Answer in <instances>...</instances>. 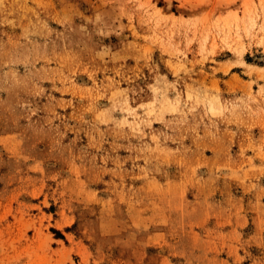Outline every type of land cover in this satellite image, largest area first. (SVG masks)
Returning a JSON list of instances; mask_svg holds the SVG:
<instances>
[{"label": "rangeland", "instance_id": "1", "mask_svg": "<svg viewBox=\"0 0 264 264\" xmlns=\"http://www.w3.org/2000/svg\"><path fill=\"white\" fill-rule=\"evenodd\" d=\"M0 264H264V0H0Z\"/></svg>", "mask_w": 264, "mask_h": 264}]
</instances>
